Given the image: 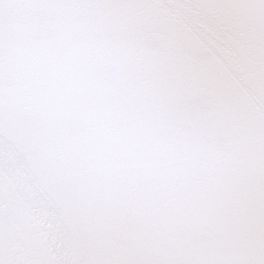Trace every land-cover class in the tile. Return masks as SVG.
Wrapping results in <instances>:
<instances>
[{
	"label": "snow or ice",
	"instance_id": "snow-or-ice-1",
	"mask_svg": "<svg viewBox=\"0 0 264 264\" xmlns=\"http://www.w3.org/2000/svg\"><path fill=\"white\" fill-rule=\"evenodd\" d=\"M0 264H264V0H0Z\"/></svg>",
	"mask_w": 264,
	"mask_h": 264
}]
</instances>
